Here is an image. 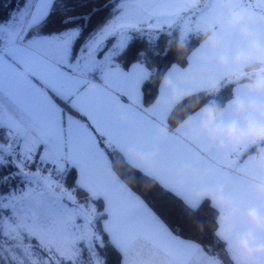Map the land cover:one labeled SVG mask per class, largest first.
<instances>
[{"label":"snow or ice","instance_id":"6c2138e0","mask_svg":"<svg viewBox=\"0 0 264 264\" xmlns=\"http://www.w3.org/2000/svg\"><path fill=\"white\" fill-rule=\"evenodd\" d=\"M234 6L252 7L244 0H237ZM256 7L264 12V4ZM211 15H215L214 10ZM57 16L62 27L53 31ZM90 18L73 15L67 0H22L8 20L0 21V129H6L13 139L20 174L29 182L28 189L19 195L0 196V264H52V257L58 264H94L92 245L97 237L93 220L98 214L89 202L101 198L107 216L103 230L121 252L124 264H220L197 245L169 233L132 193L128 205L118 207L114 192L102 179L110 166L109 157L135 142L131 132L116 125L117 109L141 125V155L150 154L155 132L169 125L164 112H146L139 102L130 110L119 99L129 90L138 92L150 75L139 64L129 72L119 65L113 67V57L128 42V31L154 20L151 24L156 30L180 22L186 33L198 32L210 22V13L192 8L189 0H119L113 18L85 36L84 20ZM113 36L118 40L109 48ZM261 39L264 41V33ZM195 70L196 65L189 67V72ZM184 77L183 71L178 76L169 74L172 80ZM200 83L207 86L209 80ZM90 85L107 100L98 114L87 104L85 89ZM161 146L156 179L190 209L197 207L188 196L191 191L220 187L234 200L247 195V185L233 175L231 163L207 170L200 163H185L195 173L197 186L193 187L191 177H185L183 189L178 188L173 175L178 161H168ZM193 146L181 145L197 162L222 158ZM6 152L11 156L12 144L7 149L0 144V165L5 163ZM36 160L50 166L56 175L74 169L79 176L75 190L63 189L39 169L34 174L24 171ZM205 171L211 175L201 183ZM79 194L84 195L83 201L76 199ZM81 242L86 246L87 260L78 247ZM161 256L166 259H159ZM95 264H99L98 258Z\"/></svg>","mask_w":264,"mask_h":264},{"label":"clouds","instance_id":"9594fccd","mask_svg":"<svg viewBox=\"0 0 264 264\" xmlns=\"http://www.w3.org/2000/svg\"><path fill=\"white\" fill-rule=\"evenodd\" d=\"M236 2L189 0L192 8L208 10L210 22L198 32L186 33L181 25L175 40L168 41L165 52L175 49L179 59L188 61L183 70L185 77L169 78L173 69L182 71L174 63L168 73L159 77L157 97L147 106L148 111L164 112L169 125L155 132L147 155L140 154L141 137L137 134L135 142L110 161L102 179L116 196L127 200L135 182L134 171L141 172L147 182L159 183L155 164L163 144H193L224 158L231 163L233 175L246 183L247 195L234 200L226 197L220 187L188 193L197 204L192 210L207 200L217 213L214 235L224 245L232 264H264V12L256 7L264 0H244L252 5L251 9L237 8ZM213 10L215 15H211ZM144 29L156 30L151 26ZM190 34L200 38L198 48L191 53ZM191 65H196L197 70L189 72ZM203 80H209L207 86L200 83ZM225 88L231 89V97L221 104L216 97ZM85 92L93 96L95 88L90 85ZM115 116L121 130L136 127L124 110L117 109ZM173 175L180 189L185 177L196 178L183 162L175 165ZM206 178L207 175L200 182ZM196 227L202 231L204 226Z\"/></svg>","mask_w":264,"mask_h":264},{"label":"trees","instance_id":"16d2710c","mask_svg":"<svg viewBox=\"0 0 264 264\" xmlns=\"http://www.w3.org/2000/svg\"><path fill=\"white\" fill-rule=\"evenodd\" d=\"M67 3L72 9L73 15L82 17L90 15V19L84 20V35L86 36L113 18L119 0H67ZM21 4L22 0H0V21L8 20ZM59 21L60 17L57 16L56 23L51 30L55 31L62 27ZM169 33H171L170 36ZM178 33L179 27L169 32H160L156 36L133 33L125 48L114 57L115 64L123 68L133 63H141L149 70L151 78L149 79V75L141 86L142 102L145 106L152 104L157 97L159 77L163 76L174 63H178L180 67L187 64L186 59L178 58L175 49L165 52L168 41L170 39L174 41ZM199 43V35L190 34L188 52L191 53ZM230 97L231 89L225 88L216 99L223 104ZM0 131L2 132L0 133V140L5 141L4 130ZM117 155L119 153H113L109 158L113 160ZM4 158L7 159L8 157L4 156ZM121 160H123L122 157ZM127 167L128 165L125 163V168ZM37 169L45 171L47 167H42L38 160L30 162L24 167V171L33 174ZM20 172V164H7L5 162L0 165V196L5 197L9 192L20 191L25 186L26 180ZM55 176L61 179L62 186L69 192L75 190L76 173L74 169L69 168L62 175ZM134 177L135 182L131 185L132 191L143 199L159 221L174 236L184 241L193 242L207 254L218 258L222 264H232L224 250V245L214 235L216 229L214 218L217 213L209 207L207 200L193 211L178 196L165 190L159 183L147 182L141 172L134 171ZM76 199L83 201L84 195L79 194ZM89 206L98 214L93 220L99 235L98 242L94 241L92 245L94 264L95 258H98L99 264H121L120 252L109 242L107 235L101 229V222L105 218L102 201H90ZM198 224L204 226L202 231L197 230ZM81 250L82 258L87 260L86 246ZM45 264L48 262L45 261ZM52 264H58L56 259L52 261Z\"/></svg>","mask_w":264,"mask_h":264},{"label":"crops","instance_id":"0c3cea01","mask_svg":"<svg viewBox=\"0 0 264 264\" xmlns=\"http://www.w3.org/2000/svg\"><path fill=\"white\" fill-rule=\"evenodd\" d=\"M151 23H154V20L153 21H149V23H145L144 25H142V28L139 29V30H129L127 35L130 39L131 35L133 33H138L139 35H144V36H156L158 33L160 32H169L171 31L172 29L180 26V22H178L176 25H173L172 27H168V26H165L163 29H159V30H153L152 32H148L147 29H144L145 27H148V26H151L153 29H154V25L151 24ZM180 30V28H179ZM128 39V40H129ZM118 40V36H113L109 39L108 41V47L110 48L112 45H114L116 43V41ZM200 44V43H199ZM199 46V45H198ZM198 46L193 50L195 51ZM192 51V52H193ZM115 57V56H114ZM114 57H113V67L116 66L115 62H114ZM142 65L143 68L149 73V70L141 63H133V64H130L129 66L123 68L120 66V68L124 71V72H129L134 65ZM188 67V61H187V64L186 66L184 67H180L181 70H185L187 69ZM171 68V67H170ZM170 68L165 72L168 73ZM179 70L178 69H173L171 74L173 76H178L179 75ZM164 74V75H165ZM96 79L98 80L99 77H98V74H96ZM148 79V78H147ZM145 79V80H147ZM144 80V81H145ZM143 81V82H144ZM141 86L142 84L140 85V88H139V91L137 92L136 90H129V93L127 96H121L119 99L121 101V103H124L128 106V108L131 110V109H134L136 104L139 102L143 105L144 107V110L147 112V106H145L142 102V93H141ZM138 97H139V100H138ZM107 103V100L106 98L102 95V94H98L97 93V90L95 89V94L93 96H89L87 95V104L88 106L92 109L93 111V114H98L102 107ZM149 106V105H148ZM135 124V128L134 129H131V130H127L128 132H131L134 137L136 138L137 134L140 136V133L142 131V128H141V125L140 124H137V123H134ZM0 130H4V138L5 140H8V139H11L10 138H7L8 137V132L6 129H0ZM144 131H146V129H144ZM13 141V140H12ZM185 144H188V143H185ZM185 144H179V143H171V144H166V145H162L161 146V149H162V152L165 156V158L172 162V161H178V162H183V163H200L204 166V168L207 170V169H210V168H217V167H223L225 165H227L229 162L227 160H225L224 158H221V159H208V158H203L201 159L200 161H195L191 152L187 151L186 149H183L181 147V145H185ZM195 147V146H193ZM197 151L199 150L198 148L196 149ZM214 156V155H212ZM110 159V158H109ZM192 169V168H191ZM76 173V181L79 179V176H78V173L75 171ZM204 175H211V173L209 171H205L203 173ZM193 180V187L195 188L197 185L195 184V180L196 178L193 177V176H190ZM160 184V183H159ZM161 185V184H160ZM194 192H197V191H191L190 193H194ZM172 193V192H171ZM132 194L137 197L139 199V201H141L143 203V205L156 217V215L154 214V212L146 205V203L143 201V199L138 196L135 192L132 191ZM174 194V193H173ZM176 195V194H174ZM177 196V195H176ZM116 199H117V206L119 207L120 204L122 203L124 206H127L128 205V200H123L121 201V198H119L118 196H116ZM179 197V196H178ZM180 198V197H179ZM181 199V198H180ZM102 201L103 203V209H104V201L103 199H99ZM181 201L184 203V201L181 199ZM185 204V203H184ZM186 205V204H185ZM188 207V206H187ZM157 218V217H156ZM107 219V216L105 214V218L102 220L101 222V228L104 229V224L106 223V220ZM158 219V218H157ZM159 220V219H158ZM160 222V221H159ZM161 223V222H160ZM162 224V223H161ZM163 225V224H162ZM164 226V225H163ZM164 228H166L164 226ZM167 229V228H166ZM167 231L169 233H171L168 229ZM103 232L107 235V238L109 240V242L117 249V247L114 245V243L111 241V237L103 230ZM172 234V233H171ZM173 235V234H172ZM174 236V235H173ZM176 237V236H174ZM178 238V237H176ZM179 239V238H178ZM181 240V239H180ZM184 241V240H183ZM186 242H189V241H186ZM190 243H193V242H190ZM194 244V243H193ZM196 245V244H195ZM199 247V246H198ZM118 250V249H117ZM119 251V250H118ZM120 252V251H119ZM121 254V252H120ZM159 259L163 260V259H166L165 257L161 256ZM121 264H124V257L122 256L121 254Z\"/></svg>","mask_w":264,"mask_h":264},{"label":"rangeland","instance_id":"374dc122","mask_svg":"<svg viewBox=\"0 0 264 264\" xmlns=\"http://www.w3.org/2000/svg\"><path fill=\"white\" fill-rule=\"evenodd\" d=\"M189 13H186V14H184V15H188ZM179 28H180V26H178ZM193 35H195V34H193ZM0 133H2L1 131H0ZM7 138H10V136L8 135V137ZM13 139L11 138V139H8V140H5V141H1L0 140V144H4L5 145V148L7 149L8 148V146L10 145V144H12L13 145V155L10 157H8L7 159H5V162H7V164H18L19 165V160L17 159V149H16V147H15V145L13 144V141H12ZM43 166H45V167H47V171H42V169L40 170V172H41V174L42 175H44V176H51L58 184H60L61 186H62V181H61V179H59V178H57V176H55L56 174H54V173H52L51 172V167L50 166H48V165H42V167ZM28 187H29V182L28 181H26L25 182V186L20 190V191H12V192H9V193H7L6 194V196H5V199H7L10 195H12V194H16V195H19V194H21L22 192H24V191H26L27 189H28ZM31 187L32 188H34V189H37V191H39V188H38V186L35 184V183H32V185H31ZM63 187V186H62ZM63 189H65V190H67L66 188H64L63 187ZM68 191V190H67ZM78 223H82V221H80V220H78ZM102 229V228H101ZM103 230V229H102ZM93 231L95 232V235H96V237H97V239L95 240L96 242H98V239H99V235H98V233H97V229L95 228V225L93 224ZM78 247H80V248H84L85 247V245H84V243L83 242H81L79 245H78ZM56 258L55 257H52V261L53 260H55ZM47 262V261H46Z\"/></svg>","mask_w":264,"mask_h":264},{"label":"water","instance_id":"95a60500","mask_svg":"<svg viewBox=\"0 0 264 264\" xmlns=\"http://www.w3.org/2000/svg\"><path fill=\"white\" fill-rule=\"evenodd\" d=\"M5 156H6V157H9V155L7 154V152L5 153Z\"/></svg>","mask_w":264,"mask_h":264},{"label":"built area","instance_id":"2783aa9c","mask_svg":"<svg viewBox=\"0 0 264 264\" xmlns=\"http://www.w3.org/2000/svg\"><path fill=\"white\" fill-rule=\"evenodd\" d=\"M62 175V174H61Z\"/></svg>","mask_w":264,"mask_h":264}]
</instances>
